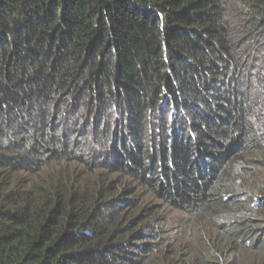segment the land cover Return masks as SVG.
I'll list each match as a JSON object with an SVG mask.
<instances>
[{
	"label": "trees",
	"instance_id": "1",
	"mask_svg": "<svg viewBox=\"0 0 264 264\" xmlns=\"http://www.w3.org/2000/svg\"><path fill=\"white\" fill-rule=\"evenodd\" d=\"M0 264H264V0H0Z\"/></svg>",
	"mask_w": 264,
	"mask_h": 264
}]
</instances>
